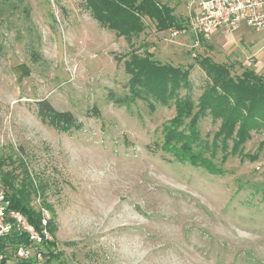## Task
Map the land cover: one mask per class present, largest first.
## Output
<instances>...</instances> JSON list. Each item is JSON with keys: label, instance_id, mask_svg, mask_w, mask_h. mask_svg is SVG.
<instances>
[{"label": "rangeland", "instance_id": "374dc122", "mask_svg": "<svg viewBox=\"0 0 264 264\" xmlns=\"http://www.w3.org/2000/svg\"><path fill=\"white\" fill-rule=\"evenodd\" d=\"M159 1L184 28L187 0ZM170 30L146 25L129 44L100 27L84 0L0 3V159L5 169L22 161L35 186L32 204L50 206L47 264H264V129L230 154L232 140L227 152L211 144L219 120L199 117L194 148L220 167L215 174L160 149L175 101L189 89L151 109L111 100L127 92L123 61L132 48L189 69L195 104L210 84L201 59L264 76L254 65L264 58V30L243 27L248 39L234 40L236 30L198 44L186 29L169 39ZM41 99L70 111L81 129L41 121Z\"/></svg>", "mask_w": 264, "mask_h": 264}, {"label": "trees", "instance_id": "16d2710c", "mask_svg": "<svg viewBox=\"0 0 264 264\" xmlns=\"http://www.w3.org/2000/svg\"><path fill=\"white\" fill-rule=\"evenodd\" d=\"M3 1L6 0H0V3ZM84 3L90 16L100 27L113 32L117 37H123L129 44L149 24L155 31L183 28L173 7L159 0H84ZM25 12L28 16V8ZM199 64L210 84L204 87L195 104L189 93V69L160 63L150 54L142 56L132 48L123 61L124 70L129 76L127 92L121 97H111V100L124 106L141 100L151 109L157 104L168 105L177 98L180 87L189 89L182 99L175 101L176 114L171 121L165 123L164 142L160 149L183 163L201 166L216 174L221 173L220 167L195 151L194 147L199 142L197 120L206 115L219 120L220 125L211 144L215 149L220 147L227 152L228 140H232L229 153L235 154L252 131L264 129V76L247 68L241 74L234 75L228 65L213 62L209 58L201 59ZM35 104L41 121L58 131L81 129L82 123L70 111L56 110L46 99L38 100ZM186 119L189 122H185ZM4 162V159H0V183L6 190L11 207L21 211L32 225L38 227L41 214L32 204L35 192L33 180L28 176L22 161L9 169L4 168ZM43 205L50 210V206ZM52 227L50 218V233ZM26 241L22 235L11 234L1 239L0 249L6 250L7 247L12 248L14 244ZM53 242L54 240L50 244L53 245ZM50 253V250L45 253V264L51 258Z\"/></svg>", "mask_w": 264, "mask_h": 264}, {"label": "built area", "instance_id": "2783aa9c", "mask_svg": "<svg viewBox=\"0 0 264 264\" xmlns=\"http://www.w3.org/2000/svg\"><path fill=\"white\" fill-rule=\"evenodd\" d=\"M185 26L171 29L167 38L173 39L184 29L193 37L195 44L209 40L216 32H233L248 27L253 31L264 30V0H187ZM33 205L40 210L38 227L32 225L19 210L11 207L6 190L0 183V241L11 234L22 235L26 242L14 244L12 248L0 249V264H45V245L53 241L48 230L50 214L36 200ZM10 250V251H8Z\"/></svg>", "mask_w": 264, "mask_h": 264}, {"label": "crops", "instance_id": "0c3cea01", "mask_svg": "<svg viewBox=\"0 0 264 264\" xmlns=\"http://www.w3.org/2000/svg\"><path fill=\"white\" fill-rule=\"evenodd\" d=\"M175 1H177V0H175ZM187 2V1H186ZM243 28V27H242ZM240 30V29H239ZM236 31V32H233V33H231L232 34V38L234 39V40H236V39H240V38H247V36H246V34L244 35L243 33H241V31ZM217 33H220V32H216L215 34H217ZM219 37H220V34H219ZM216 38V37H215ZM248 39V38H247ZM259 48V47H258ZM257 48V49H258ZM257 49H255V48H253L252 49V51L254 52V51H257ZM244 54V53H243ZM244 57L245 58H247V54H244ZM254 65H256L258 68H261L262 69V67H263V70H264V58H263V55H258V56H256V62H255V64Z\"/></svg>", "mask_w": 264, "mask_h": 264}]
</instances>
